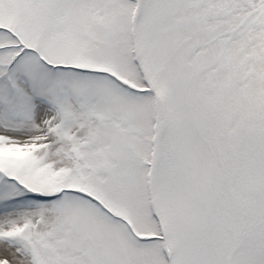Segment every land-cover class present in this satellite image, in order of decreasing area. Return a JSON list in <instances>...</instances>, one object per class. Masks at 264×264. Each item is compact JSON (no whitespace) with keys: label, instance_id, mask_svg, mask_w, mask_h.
Returning <instances> with one entry per match:
<instances>
[{"label":"snow or ice","instance_id":"obj_1","mask_svg":"<svg viewBox=\"0 0 264 264\" xmlns=\"http://www.w3.org/2000/svg\"><path fill=\"white\" fill-rule=\"evenodd\" d=\"M0 264H264V0H0Z\"/></svg>","mask_w":264,"mask_h":264}]
</instances>
